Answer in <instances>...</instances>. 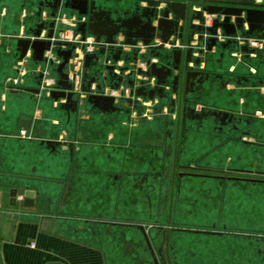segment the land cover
Listing matches in <instances>:
<instances>
[{"label": "crops", "instance_id": "1", "mask_svg": "<svg viewBox=\"0 0 264 264\" xmlns=\"http://www.w3.org/2000/svg\"><path fill=\"white\" fill-rule=\"evenodd\" d=\"M113 1L122 5L127 0ZM169 1L134 0L131 7L112 9L97 0H41L33 10L22 5L14 16L17 32L0 31L11 36L0 46V56L13 55L14 70L4 83L0 79V264H154L136 225L145 226L156 244L160 238L154 230L169 228L170 222L193 230L171 234L178 264H264V251L260 252L264 248L250 233L259 220L251 210L252 193L264 194V117L256 115H264L260 92L264 52L239 63L230 55L232 40L220 43L209 38L207 49L199 48L200 56L190 58L192 66L186 68L198 73L195 79L205 73L209 77L200 91L189 96L196 106L187 105L184 118L186 98L179 89L173 90L178 72L167 75L169 66L164 62L172 49H157L163 36L159 29L149 47L142 39L137 47L126 45L120 34L119 45L89 68L83 64L76 81L69 77L75 59L63 69L67 75L63 78L64 49L46 40L57 16L81 21L77 30L83 33L82 25L97 9L113 18L136 8L144 14L153 8L162 11L166 8L162 4ZM193 1L203 10L222 7L212 12L216 17L211 25L205 24L201 13L191 18L190 40L198 38L199 47L205 34L218 30L229 37H264V25L252 29L245 12L264 9V0ZM229 8L244 13L227 15ZM1 10L6 13L0 18L9 16L6 7ZM174 19L170 12L169 20ZM152 22L158 27L156 18ZM178 31L173 29L168 40H175ZM99 50L95 46L93 51ZM49 54L54 62L48 60ZM21 58L27 75L12 90L8 79L17 76L15 66ZM249 65L257 74H251ZM138 66L144 69L141 77ZM44 71L53 82L51 96L41 89ZM53 92L73 97L55 98ZM226 92L229 104H223ZM43 99L62 110V119L45 116L40 108ZM202 105L211 109L200 117ZM30 118V129L20 126ZM22 129L32 138L19 137ZM231 151L237 158L223 161L221 156ZM183 167L200 174L176 175ZM220 174L247 179L216 176ZM12 190H17L14 205ZM26 191L34 194L30 205L25 202ZM195 235L233 247L198 249L193 244L202 239Z\"/></svg>", "mask_w": 264, "mask_h": 264}, {"label": "built area", "instance_id": "2", "mask_svg": "<svg viewBox=\"0 0 264 264\" xmlns=\"http://www.w3.org/2000/svg\"><path fill=\"white\" fill-rule=\"evenodd\" d=\"M169 2H181V3L187 4L189 6V21L187 24L182 20L179 23V29H181V31L180 30L178 31V35L181 34L182 35L181 38H179L178 36L175 40H172V41L168 40L167 43H164V44L161 39L158 46L163 44L164 49L170 48L172 50L173 49L180 50L183 54V64L182 65L185 69L188 66H192V63L189 62L190 58H197L200 56V51L198 50L199 48L202 51L207 49V43H208L209 38H214L220 43H225L229 40H232L235 43V46L231 49L230 55L232 58H234L239 63H245L246 58L256 59L258 58V56H260L262 52H264V37L241 36V35L229 37V36L222 34L220 30L216 31L214 34H205L203 37V46L199 47L198 38H195L193 36V40L192 41L190 40L188 26L190 24L191 18L195 16V13H201L204 16L205 24L211 25L213 24V19L216 17V14L210 12L207 9L203 10L201 6H194L193 0H171ZM162 5H164L165 7L166 3H163ZM5 13H6L5 10H3V14ZM25 16L26 14L24 13L21 14L20 21H22V19L25 18ZM80 22L81 21H78L76 19H73L72 21H70V20H66L64 17L57 16L56 18H54L53 36L49 37V34H48L46 38V40H48L51 43V45H53V47L64 49V51L69 50L72 45H75V50L72 56V59H75V62L73 64L72 63L70 64V70H69V77L73 81H76L77 71L84 64V56L87 53L95 54V52L93 51L95 46H97L101 50V45L95 42L94 37H92L93 39L92 38L90 39L88 38V35H84L80 31L78 32L77 29L79 28ZM5 38H11V36L0 34V46L4 45ZM117 45H119V42ZM130 46L137 47V44L130 45ZM143 46L149 47V46H154V45L145 46L143 43ZM244 48H246V51L243 50ZM187 53H190L189 59H187ZM72 59L69 60V63ZM48 60H50L51 62H54L55 57L52 54H49ZM204 66H205V63L202 62V68ZM138 67L139 68H138L137 73L141 77L144 69L141 66H138ZM248 68L251 74H257V69L255 67L249 65ZM15 69L17 72V76L14 78L8 79V83L12 85L11 87L12 90H17L16 88L17 85L19 84L21 79H23L27 75V71L24 66L23 58L17 61ZM48 75L49 73L47 71L43 72V76L45 80L42 81L41 89L44 91H47V94L51 96L52 94L50 93V90L52 88L51 85L53 82L51 80H48L47 78ZM260 92L264 94V86L260 88ZM129 93H130V90L127 89L125 91V94L129 95ZM100 95L103 96V94H100ZM63 103L67 104V101L65 100L63 101ZM57 104H58L57 101H55L54 105L57 106ZM256 115L260 117H264V115L261 112H257ZM19 137L28 138V139L32 138L28 134L27 130L25 129H22L20 131ZM22 198L23 197L20 196V199Z\"/></svg>", "mask_w": 264, "mask_h": 264}, {"label": "water", "instance_id": "3", "mask_svg": "<svg viewBox=\"0 0 264 264\" xmlns=\"http://www.w3.org/2000/svg\"><path fill=\"white\" fill-rule=\"evenodd\" d=\"M236 5H245L243 3H236ZM264 8V5L262 6ZM210 12H215V11H221L222 7H209ZM170 12H173L175 15L174 20H169V15ZM244 12V9L241 8H229L228 10L225 11L227 15H237L238 17L241 16V14ZM247 14V21L250 23L251 28H256L258 26L264 25V9H246L245 10ZM156 14V15H155ZM155 14L153 15L157 21H158V27H153L151 26L144 34L141 36L136 35V37H141L143 40V43L145 46H149L154 38V35L156 31L159 29L162 33V42L167 43L169 36L172 34L173 29H176L177 27L179 28V23L180 21H184L186 24L189 21V6L185 3L181 2H167L166 3V8L162 11H158L155 9ZM93 16L91 17L90 23H84L82 25V32L84 35L86 33H89L95 38V42L99 43L101 45V50H99V53L95 54H86L84 56V65L85 68H89L91 66L92 61H95L97 63L100 60V56H103L106 54L107 50H113L115 45L118 44V41L116 39L117 36H119L121 33L119 30L114 28V25L111 24V21L108 22L107 18L103 17V14H92ZM242 19H238V24L241 26L242 24ZM258 25V26H257ZM181 31V29H179ZM54 32V23L51 24V28L49 31V37L53 36ZM176 32V31H175ZM133 36H129L128 42H123L124 44L128 45H134L135 42H133L132 39ZM182 35L179 34V38H181ZM47 43V47H49V42ZM29 44L27 42L26 46ZM158 46L157 49L163 50L164 45ZM75 50V45H72L69 50L62 52V56L64 58V61L62 65L60 66V71L63 72V69L65 66L69 63V60L72 58L73 53ZM246 51V49H243ZM120 52V51H119ZM117 53L114 58L117 60L120 56V53ZM171 58H172V66L173 69L176 71L183 72L184 75H176L173 80V88L174 91H177L179 89L180 93H184L185 96L189 94V83L191 80H194L195 77L198 75L197 72H193L192 70H186L183 67V54L180 50L178 49H173L171 52ZM190 58V53H187V59ZM188 61V60H187ZM63 78H66L67 75L63 72L61 73ZM167 75L171 76V71H167ZM179 87V88H178ZM53 96L55 98L59 97H67L68 99H71L73 97V93H68L66 94L65 92H53ZM181 106V103H180ZM189 108H187V99H185V105L184 108H182V112L184 113L183 117L185 118V113L188 111ZM33 123V118H30L29 120H22L20 126L24 128H31V124ZM200 174V173H198ZM16 193L17 190H12V200H11V205L16 204ZM34 197V194L32 191H26L25 192V199H26V204H31L32 199ZM2 200V192H0V202ZM137 228L142 232L145 241L147 243V246L149 250L153 254V260L154 264H159L154 250L152 248V244L149 238V234L147 232V229L143 225H136ZM175 230V229H174ZM184 231H189V230H184ZM169 233L167 234V239L169 241Z\"/></svg>", "mask_w": 264, "mask_h": 264}, {"label": "rangeland", "instance_id": "4", "mask_svg": "<svg viewBox=\"0 0 264 264\" xmlns=\"http://www.w3.org/2000/svg\"><path fill=\"white\" fill-rule=\"evenodd\" d=\"M39 1H41V0H0V9H2L3 7H6L9 10V16L8 17L0 18V31H2L4 33L17 32L18 26H15L13 23L14 22V16L21 12L22 5H25V7L28 10H33L35 7V4H37V2H39ZM133 1L134 0L124 1L122 3V5L126 6V7H131L133 5ZM97 2H98V4H102L104 7H108V8H112V9H114L115 7H118V6L119 7L122 6L121 4L115 3L113 0H97ZM0 13L2 15H4L3 10H1ZM11 44H12V46H15L16 42L11 41ZM170 55H171V53H170ZM228 60L231 64L235 63V60L231 59L229 56H228ZM12 63H13V55L3 53L2 56H0V79H1L2 83H4V79H6L7 76H12L14 74V70L12 69V66H11ZM164 63L167 66L170 65V56L168 54L166 56V60ZM262 70H264V69L262 68ZM28 83L31 84V82H28ZM254 93L257 94L258 90L255 91ZM229 94L230 93H228V92L225 93V95H224L225 101H223V104H229V101H228V100H230V99H228ZM231 103H233V101H231ZM40 108L45 111V116L49 117L51 119L52 118L62 119V117H63L62 116L63 115L62 110L61 109H53L52 105H51V101H49V100L43 99L41 104H40ZM171 118L172 119L174 118V120L176 121L177 115H175V116L173 115V117L171 116ZM236 154L237 153L235 151H231V152H228V154L221 156V158L223 161L227 157H230L231 159L234 160L237 158ZM250 200L252 201V205L251 204H249V205L253 206L251 210L253 212L255 211L257 216L259 217L258 223L253 224L255 226L252 227V231L250 233H252V235H254V236L259 237V238H257L259 240V247L264 248V231L258 232V231H260V229L264 230V194H262L261 192L254 191L252 193V199H250ZM250 200H248V201H250ZM154 231L159 232L156 235V237L159 236V238L162 237V239H163L164 230L159 231V230L155 229ZM259 233H261V234H259ZM196 237L199 239H202L201 241L194 242V244H193L194 247L198 248V249L200 247L202 249H205V250L210 249V248L214 249L216 245H218L217 247H224L225 249L233 247L232 245L231 246H227V245L220 246L219 244H216L214 242H208V241L205 242V240H203V238H202L203 236H201V235H199V236L195 235V238ZM157 238H156V244H157L156 246L160 247V249L162 250L163 245L160 246V244H159L160 241ZM236 245H238V244H236ZM241 247H242V250H244V252H247L244 249V247H245L244 244ZM236 248H238V247L236 246Z\"/></svg>", "mask_w": 264, "mask_h": 264}, {"label": "flooded vegetation", "instance_id": "5", "mask_svg": "<svg viewBox=\"0 0 264 264\" xmlns=\"http://www.w3.org/2000/svg\"><path fill=\"white\" fill-rule=\"evenodd\" d=\"M155 9L153 8L148 14H144L143 12H141L138 8L132 10L131 12H126V15H122V16H114L113 18L111 16H108L105 13H99L98 11L100 10H96L97 14H103L104 18H107V21L110 22L111 24L114 25V28L119 30L121 34H123L124 36V42H128L129 36H133L131 40H133V42H135L134 45L137 44L139 39H142L141 37H136V35L141 36L142 34H144L151 26H153V22H152V18L154 19L155 17L153 16L155 14ZM156 15V14H155ZM93 15L90 14V16L88 17V21L87 23H90L91 21V17ZM155 27V26H153ZM128 45V44H126ZM168 70L171 71V75L174 73L178 72V75H184L185 78V74L184 71L181 72L180 71H176L173 69L172 66V58L170 57V65ZM209 77V73H205L202 76L197 77L195 80H191L189 83V94L187 96H185V98L187 99V105H191V106H196V104H193V102L189 99V96L191 95L192 92H198L200 91V87L202 88V86H204V84H206V80ZM209 109V107L202 105L201 106V111L199 113V116L201 117L205 112H207ZM213 111H216V109H213ZM212 113V112H211ZM198 171L196 170H191L187 167H183L177 170V174L179 175H197ZM216 176H220V177H235V176H225V175H216ZM237 179H247L246 176L243 177H235ZM171 224L169 225V228H166L164 226H159V231L164 230V235H163V239L162 237H160V246L163 245V249L161 250L160 247H157V244H153V242L151 241L152 244V248L154 250L155 256L159 262V264H178L175 260L174 254H173V246L171 244V234L172 232H178V231H183L184 230H189V231H193L191 228H186V227H180L177 226L175 223L170 222ZM175 229V230H174ZM169 233V241L167 239V234ZM147 244V243H146ZM148 248V246H147ZM149 249V248H148ZM264 251V249H260V252ZM152 258H153V254L152 252L149 250ZM154 262V260H153Z\"/></svg>", "mask_w": 264, "mask_h": 264}, {"label": "trees", "instance_id": "6", "mask_svg": "<svg viewBox=\"0 0 264 264\" xmlns=\"http://www.w3.org/2000/svg\"><path fill=\"white\" fill-rule=\"evenodd\" d=\"M257 76H259L260 78H263V76H261L259 73H258V75Z\"/></svg>", "mask_w": 264, "mask_h": 264}, {"label": "bare ground", "instance_id": "7", "mask_svg": "<svg viewBox=\"0 0 264 264\" xmlns=\"http://www.w3.org/2000/svg\"><path fill=\"white\" fill-rule=\"evenodd\" d=\"M173 90H174V88H173Z\"/></svg>", "mask_w": 264, "mask_h": 264}]
</instances>
